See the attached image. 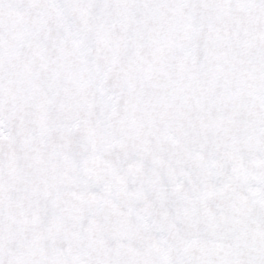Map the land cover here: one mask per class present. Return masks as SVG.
Here are the masks:
<instances>
[{"label": "snow or ice", "instance_id": "obj_1", "mask_svg": "<svg viewBox=\"0 0 264 264\" xmlns=\"http://www.w3.org/2000/svg\"><path fill=\"white\" fill-rule=\"evenodd\" d=\"M0 264H264V0H0Z\"/></svg>", "mask_w": 264, "mask_h": 264}]
</instances>
